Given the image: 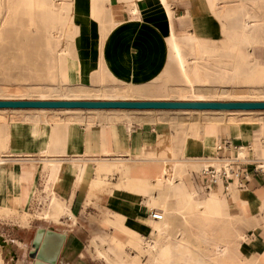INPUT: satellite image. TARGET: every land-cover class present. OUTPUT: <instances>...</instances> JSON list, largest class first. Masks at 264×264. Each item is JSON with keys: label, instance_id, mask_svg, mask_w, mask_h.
<instances>
[{"label": "crops", "instance_id": "crops-1", "mask_svg": "<svg viewBox=\"0 0 264 264\" xmlns=\"http://www.w3.org/2000/svg\"><path fill=\"white\" fill-rule=\"evenodd\" d=\"M176 2L192 15V21H179L181 29L220 37L205 0ZM76 3L75 10H83L84 16L74 17L79 26L75 38L77 60L71 71L74 79L88 82L101 60L126 82L146 83L160 74L167 61L170 34L168 14L160 0H137L132 10L114 2L116 23L102 43L87 5L82 0ZM29 110L41 112H17L13 114L16 118L6 114L0 119V208L17 209L19 213L37 209L42 213L50 208L55 194L71 210L72 218L64 222L69 225L65 229L36 225L33 230L0 223V264H34L36 258L30 252L37 230L44 227L66 234L56 264H124L120 259L139 254L138 239L152 238L150 220L157 207L150 204V196L159 194L157 183L168 178L174 167L183 172V195L194 192L199 210L209 197L212 200L210 220L206 222L198 216L188 222L182 214L170 216L164 237L175 263L186 264L178 259H184L188 249L199 258L205 250L222 248L226 242L245 264H264L263 122L252 127L205 121L198 116L170 119L150 114L173 110H131L146 114L138 118L99 115L86 125L46 112L50 109L12 111ZM95 120L100 122L92 124ZM224 141L228 150L249 144L259 159L241 162L237 178L226 182L224 177L216 178L202 195L192 173L205 169L209 164L206 158ZM111 169L114 171L109 172ZM127 179L138 186L147 185L148 192L121 186ZM185 200L180 199L183 203ZM118 219L122 225L116 224ZM182 238L190 243L179 242ZM8 248L19 250L15 260L4 259Z\"/></svg>", "mask_w": 264, "mask_h": 264}, {"label": "rangeland", "instance_id": "rangeland-1", "mask_svg": "<svg viewBox=\"0 0 264 264\" xmlns=\"http://www.w3.org/2000/svg\"><path fill=\"white\" fill-rule=\"evenodd\" d=\"M82 1L87 5L89 15L95 20L102 21V24L99 25L97 22V27L106 25V23V26L110 27L111 10L109 9L108 0H99V5H104V9L106 8V16L93 15L91 9L93 0ZM36 2L33 3L31 0H0V99L155 100L148 98H164L159 100L264 101V44L257 42L251 36L242 35L239 25H237L239 24L237 23L238 18L235 21L214 18L221 34L218 38L201 36L192 30L191 41L187 39V42L192 44L191 37L194 39L200 37V43L203 47L210 49V56L232 61L236 65L235 69L215 72L209 71L211 68L207 70L208 67L202 65V71L203 68L206 71L196 74L197 76L200 75L205 81H201L196 76L194 83H190L182 71L179 54L174 48H170L163 70L149 82L131 83L121 80L110 71L103 60H101L99 67L91 72L88 82H81L79 79L72 77L71 71L77 60L75 38L79 31V26L74 23V17L75 15L84 16V11L77 12L75 10L74 7L78 4L76 3L77 0H61L62 9L59 11L53 9L50 0H38ZM205 2L207 4L206 0ZM126 5L131 7V3H126ZM56 22L59 24L62 34L60 38L53 35L52 24ZM169 37L170 34L167 36V40ZM203 63L206 64V62ZM81 109L67 111L54 108L46 112L63 118L64 116L67 118L72 117L81 124L86 125H89L88 122L99 115H107L113 118H121V116L138 118L143 116L144 113L146 114L144 111ZM12 110H0V119H4L6 114H11L12 118H16L13 114L17 112H41ZM171 110L173 111L150 114H156L159 117L167 116L170 119L176 117L192 119L198 116L205 121H219L223 124L236 123L252 127L264 123V109L244 114H230L223 111L183 112L178 109ZM99 122L95 120L92 124ZM257 140H260V138L257 137ZM254 147H257L255 143ZM251 155L254 156L253 153ZM206 165L208 164L206 163ZM108 171L113 172L114 169ZM211 174L209 170H199L192 173L193 181L200 188L202 195L207 192L206 187L210 184ZM171 180L174 181L173 190L167 196L166 190L168 189V182ZM121 186L134 192L137 190L148 192L147 185L138 186L134 183V180L130 179H127V183L123 181ZM156 187L159 189V194L150 196V204L163 213V219L157 222L153 218L150 220L152 238L142 239L143 242L150 244L157 240L160 234L165 231L166 225L170 226V216L175 213L184 215L187 222L188 219L199 217L201 212L210 214L208 210L212 207L211 197L202 205L203 210L201 211L199 210L200 204L194 199V192L183 195V172L179 167H174L168 178L158 182ZM55 196L53 194L50 208L42 213H39L36 208L34 211L25 209L23 213H19L17 209L0 208V223L14 224L16 227H18V224L25 227L29 226L33 230H35L36 225L65 229L69 225L64 222L67 218H72V212L64 201ZM181 198H186L184 203L180 201ZM166 213L169 215L168 219H166ZM94 220L99 224H103L98 219ZM54 222L58 224H54ZM118 223H122L121 219L116 221V224ZM21 230L23 229L21 228ZM188 242L190 243V241ZM104 243L108 244V242ZM118 243L120 245V242ZM138 251V255L120 260L124 264H179L175 263L172 250L170 246H166L165 241L162 242V247L157 249V253L155 251L148 252L146 245H140ZM88 252L92 256H96L90 249H88ZM6 253L5 260L10 257L15 260L19 255V250L8 248ZM193 254V251L188 249L184 259L180 258L178 261L183 260L186 264H208L203 257L207 254V250L199 258ZM141 256H143L142 260Z\"/></svg>", "mask_w": 264, "mask_h": 264}, {"label": "bare ground", "instance_id": "bare-ground-1", "mask_svg": "<svg viewBox=\"0 0 264 264\" xmlns=\"http://www.w3.org/2000/svg\"><path fill=\"white\" fill-rule=\"evenodd\" d=\"M33 3H37L38 0H31ZM53 9H57L58 11L62 9V2L61 0H50ZM68 1V0H66ZM73 1V0H69ZM109 1V9L111 10V24L110 27L106 25L98 26V31L101 37V43L106 38L108 33L113 29L115 25V18L112 12V4L114 2H122L128 9L134 7L137 0H108ZM107 1V2H108ZM162 4L165 6L169 24H170V37L167 40L168 50L170 48H174L177 53L179 54L182 71L190 83H194L196 78H200L201 81H205L200 75L197 76L198 73L206 71L202 65H206L207 70L211 68L209 71H221V70H232L236 68V65L231 61H227L222 58H215L214 56H210V49L203 47L200 43V37H196L195 39L191 37L193 40L192 44L187 42V39L190 40V35L192 34V29L183 30L179 27V21L187 19L192 21V15L188 9H181L179 4L176 0H160ZM207 7L209 9V13L213 16V18L217 20H237V25H239L240 31L242 35L251 36L257 42L264 44V0H206ZM64 3V2H63ZM68 3V2H67ZM126 3H131V7H128ZM106 5V6H108ZM91 9L93 10V15H105L104 5H99V0H93L91 4ZM108 9V8H107ZM135 9V8H134ZM53 10V11H54ZM135 12V11H134ZM110 13V11H109ZM132 13V12H131ZM135 15V14H134ZM101 16V18H102ZM106 16V15H105ZM96 18V17H95ZM132 18V17H131ZM110 21V20H109ZM239 21V22H238ZM98 25L102 21L96 20ZM232 22V21H231ZM230 22V23H231ZM109 23V22H108ZM236 23V22H235ZM235 25V24H232ZM54 34L57 38L62 36L60 32L59 24L56 22L52 24ZM192 27V26H191ZM127 28V27H126ZM232 28V27H230ZM238 28V27H237ZM196 33V31H195ZM54 36V37H55ZM191 41V40H190ZM211 48V47H210ZM157 53V52H156ZM204 55V56H202ZM202 61V62H200ZM203 62H206L204 64ZM197 73V74H196ZM197 76V77H196ZM0 100H30V99H0ZM37 100H53V99H37ZM58 100V99H57ZM63 100V99H60ZM68 100H82V99H68ZM175 101H217V100H175ZM241 101V100H237ZM260 101V100H256ZM6 109H36V110H48L54 108H0V110ZM63 110H82L81 108H59ZM86 110H140V109H103V108H90ZM146 110H171V109H146ZM181 111H216V112H226L230 114H237V113H251L253 111H262L259 109H178ZM264 111V110H263ZM222 149L223 152H219V149ZM245 152V154H244ZM253 148L249 144H242L239 147L233 148L228 150L227 148V141H224L220 144L214 154L211 157L206 158L209 164L203 170H209L211 167L215 168L216 176L213 178L223 179L222 173H228L229 179H234L238 177V164L239 162H246L252 159H259L253 155ZM244 154V155H243ZM56 163V162H55ZM263 166V165H262ZM182 177V176H181ZM174 181L171 180L168 182V189L166 190V195L169 196L171 191L173 190ZM212 192V191H211ZM157 209V213L161 216L160 219L155 220H162L163 213ZM210 216L207 212L199 213V218L203 219L205 222L210 220ZM118 225H122V223H118ZM45 228V227H44ZM204 238L207 240V233L204 231ZM165 231H163L160 236L154 242L147 244L143 242L142 239L137 240V245H146L148 252H156L159 247H162V242L165 241ZM196 236V235H195ZM242 236V235H241ZM180 242L183 244L187 242V239H179ZM224 246L222 248L216 249H209L207 250V254L203 257L206 259L208 264H245L244 261H241L235 255L234 250H230L229 244L224 242ZM138 247V248H139ZM35 250V248H33ZM232 254V255H231ZM243 259V258H242Z\"/></svg>", "mask_w": 264, "mask_h": 264}, {"label": "water", "instance_id": "water-1", "mask_svg": "<svg viewBox=\"0 0 264 264\" xmlns=\"http://www.w3.org/2000/svg\"><path fill=\"white\" fill-rule=\"evenodd\" d=\"M0 108L264 109V101L0 100ZM66 234L40 228L30 256L34 264H56Z\"/></svg>", "mask_w": 264, "mask_h": 264}, {"label": "built area", "instance_id": "built-area-1", "mask_svg": "<svg viewBox=\"0 0 264 264\" xmlns=\"http://www.w3.org/2000/svg\"><path fill=\"white\" fill-rule=\"evenodd\" d=\"M229 143H230V142H229ZM227 145H228V143H227ZM220 149H221V148H220ZM240 164H241V162H239L238 167H239ZM209 172L212 173V174H211L210 184H212V183H213V184L216 183V178H213V176H214V177L216 176L215 168L211 167V169H209ZM222 177H224V179H223L224 182H226V180L229 179V178H228V173H226V172H223V173H222ZM210 184H208L207 187H209ZM153 217H154L155 219H160L161 216H160V215L157 213V211H156V212L153 213Z\"/></svg>", "mask_w": 264, "mask_h": 264}]
</instances>
